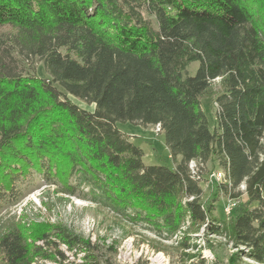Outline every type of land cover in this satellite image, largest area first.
<instances>
[{
	"label": "trees",
	"instance_id": "16d2710c",
	"mask_svg": "<svg viewBox=\"0 0 264 264\" xmlns=\"http://www.w3.org/2000/svg\"><path fill=\"white\" fill-rule=\"evenodd\" d=\"M4 26L14 31L0 36V209L38 173L112 217L120 235L99 246L66 225L12 217L0 221V264H66L61 244L79 256L69 264H112L137 232L136 243L188 259L198 239L222 236L229 264H264V0H0ZM12 51L37 57L48 77L17 71ZM204 97L216 103L212 128ZM117 122L159 126L175 166L145 164ZM206 163L223 170L213 179L224 192L244 186L247 202L227 221L202 199Z\"/></svg>",
	"mask_w": 264,
	"mask_h": 264
},
{
	"label": "rangeland",
	"instance_id": "374dc122",
	"mask_svg": "<svg viewBox=\"0 0 264 264\" xmlns=\"http://www.w3.org/2000/svg\"><path fill=\"white\" fill-rule=\"evenodd\" d=\"M13 31L9 26L0 27V36L7 40V37ZM7 62H10L16 67L17 71L22 73L41 78L48 77L42 62L37 57H26L24 54L12 51V60L7 59ZM197 65L196 61L192 62L187 68L188 73L193 74ZM57 88L63 91L60 87L57 86ZM215 89H218L217 84H215ZM66 96L82 108L87 110H93L94 108L93 104L82 101L70 94L66 93ZM201 105L212 128L216 113L215 100L213 97H204L201 99ZM116 126L120 131L129 135L134 144L143 149L142 160L145 164L175 166L176 162L169 156L164 135L160 132L158 126L142 125L136 122H117ZM194 163L190 162V167L193 171L199 172V169L195 166L196 163ZM212 172H216V181H222L225 177L223 170L218 165L206 163L200 169L202 199L213 203V215L216 219L227 221L231 216H229L230 209L226 212L228 203L233 204L232 213H237L240 205L247 202V198L243 193L244 186L240 185L238 188L229 190V192H224V189L219 186V182L214 181L212 178ZM17 187L20 194L15 202L3 204L0 209V221L21 216L26 222L44 223L47 228L54 225H66L84 238H89L93 242L99 241V246H102L103 242L109 244L112 239H116L120 235L117 225L112 223V217L76 195L72 196L57 192L55 186L44 184L38 173H33L30 177L18 183ZM233 195L236 196L232 197ZM256 205V202L250 203V207ZM138 239H140V232H137V235L133 237L121 240L117 252L111 258L112 264H229V256L234 251L230 242L222 236L216 235L209 236V245L203 239H198L203 247L200 255L194 259L181 256L171 248H168V252L155 251L142 242L136 243ZM167 244L170 245L169 242ZM60 247L67 256L64 263L69 264L79 261V256L67 250L66 246L61 244ZM106 254L110 256L109 253ZM44 264H54V262L46 261ZM235 264L259 263L249 258H243Z\"/></svg>",
	"mask_w": 264,
	"mask_h": 264
},
{
	"label": "built area",
	"instance_id": "2783aa9c",
	"mask_svg": "<svg viewBox=\"0 0 264 264\" xmlns=\"http://www.w3.org/2000/svg\"><path fill=\"white\" fill-rule=\"evenodd\" d=\"M157 130H158V128H156ZM196 173H197V171H196ZM215 174H216V172H212V178H214L215 179ZM233 207V204L232 203H228L227 204V207H226V212H228V209H231Z\"/></svg>",
	"mask_w": 264,
	"mask_h": 264
},
{
	"label": "bare ground",
	"instance_id": "6f19581e",
	"mask_svg": "<svg viewBox=\"0 0 264 264\" xmlns=\"http://www.w3.org/2000/svg\"><path fill=\"white\" fill-rule=\"evenodd\" d=\"M159 127V126H158ZM195 164V163H194ZM196 166V165H195ZM197 168V167H196ZM196 171V170H195ZM221 176V175H220ZM55 264V263H54Z\"/></svg>",
	"mask_w": 264,
	"mask_h": 264
}]
</instances>
